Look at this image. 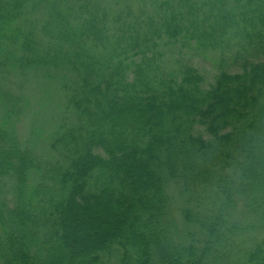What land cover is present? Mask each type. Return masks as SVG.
<instances>
[{
	"label": "trees",
	"instance_id": "1",
	"mask_svg": "<svg viewBox=\"0 0 264 264\" xmlns=\"http://www.w3.org/2000/svg\"><path fill=\"white\" fill-rule=\"evenodd\" d=\"M133 3L0 0V81L19 88L0 118V264H264L228 213L241 198L264 216V0ZM59 76L65 116L39 155L9 126L23 89Z\"/></svg>",
	"mask_w": 264,
	"mask_h": 264
},
{
	"label": "rangeland",
	"instance_id": "2",
	"mask_svg": "<svg viewBox=\"0 0 264 264\" xmlns=\"http://www.w3.org/2000/svg\"><path fill=\"white\" fill-rule=\"evenodd\" d=\"M132 8L137 14H145L152 17L156 15L158 10V8L154 7L152 0H147L145 5L141 0H134ZM191 63L203 70L213 68L212 63L201 61L197 57ZM17 82L12 84L0 81L1 119L8 117L3 93L7 88H11L13 91L14 89L19 90ZM60 85V76L55 77V80L47 79L46 81L40 78L32 81L30 85L23 89L25 97L30 101L29 109L24 116L14 119L11 126H9L21 147L30 148V150H34L39 155H51L50 141L39 138L37 131L42 128V131H46L47 135L53 133L56 131V126L61 123L62 118L65 116L63 114L65 94L60 90ZM188 201L189 199L186 197L175 195V204L171 213L172 236L183 242L188 241L196 232L195 228L183 216V209L187 207ZM228 213L232 221L251 226L257 240H264V216L253 215L245 211L241 198H237L235 203L229 207Z\"/></svg>",
	"mask_w": 264,
	"mask_h": 264
}]
</instances>
